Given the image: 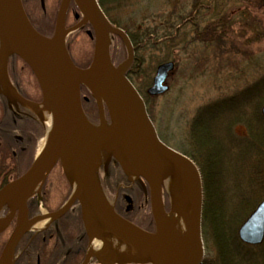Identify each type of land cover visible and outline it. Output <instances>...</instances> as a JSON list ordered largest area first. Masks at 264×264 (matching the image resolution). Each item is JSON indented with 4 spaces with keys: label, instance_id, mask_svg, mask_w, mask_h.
<instances>
[{
    "label": "water",
    "instance_id": "water-1",
    "mask_svg": "<svg viewBox=\"0 0 264 264\" xmlns=\"http://www.w3.org/2000/svg\"><path fill=\"white\" fill-rule=\"evenodd\" d=\"M70 1H60L54 32L46 35L30 22L21 0H0V83L5 91L11 93L12 90L6 71L7 56L16 53L34 72L43 102L53 90L60 94L51 128L30 166L0 188V211L4 205L9 209L6 215L0 216V232L15 218V225L0 253V264H15V250L20 238L29 230V222L39 217L29 218L28 200L40 191L57 161L71 186L76 182L77 187H73L70 197L59 209L43 216L52 221L78 201L89 243L94 239L99 241L102 249L96 255L109 259L103 264H200L204 255L200 171L190 157L162 141L148 115L143 97L127 77V70L134 59L129 35L111 23L98 0H73L79 9L75 13L79 21L66 28ZM86 23L92 27V31L87 33L94 41V51L90 64L80 67L68 52L65 39L68 33ZM112 34L120 37L127 53L125 59L117 64L113 63L109 50ZM47 59L52 63L50 67L45 66ZM173 68V61L157 66L153 83L148 88L151 95L168 89L164 82ZM82 85L97 103L98 125L93 124L83 110ZM261 113L264 116V104ZM130 136L136 142L138 168L129 165L127 149ZM103 157L106 160L113 157L125 174L142 178L144 193L149 196L154 231L124 217L108 201L96 173ZM169 177L175 180L179 190L171 197L169 210H166L163 188ZM36 186L39 190L34 191ZM172 214L191 215L189 239L196 245L194 258L189 241H182L172 223ZM238 235L250 244L263 240L264 196L240 225ZM113 239L128 245L133 253L118 250ZM89 258L87 253L85 262Z\"/></svg>",
    "mask_w": 264,
    "mask_h": 264
},
{
    "label": "rangeland",
    "instance_id": "rangeland-1",
    "mask_svg": "<svg viewBox=\"0 0 264 264\" xmlns=\"http://www.w3.org/2000/svg\"><path fill=\"white\" fill-rule=\"evenodd\" d=\"M27 1L29 11L38 26L44 28L49 23L54 24L58 0H46L45 11L38 0ZM105 7L112 19L142 40L143 46L136 50L135 57L138 60L132 81L146 98L150 117L166 143L194 155L201 164V155L193 150L191 144V140L197 137L192 127L198 112L212 104L216 107H224L226 104L227 109L230 104L234 105V109L221 113L219 127L228 130L236 142L241 137L243 141L246 140L247 136L253 134L252 129L255 131V141H258L256 133L264 129V121L260 120V109L264 104V0H118L115 4L107 1ZM241 19L245 21L246 29L240 30ZM215 20L219 21L214 26L219 37L202 40L203 34L200 33L208 22ZM70 24H73L72 15L67 19V25ZM86 29L68 36L67 44L73 55H80L92 44ZM111 50L115 62L126 55L120 39H115ZM170 60L174 61V68L169 71L164 82L168 89L161 94L149 95L147 88L153 81L157 66ZM225 135L226 133L221 136ZM211 140L214 142V139ZM215 141L220 142L219 137ZM225 141V154L229 156L225 162L232 160L234 164L229 163L232 169L242 171L240 183L233 177H228L227 193L233 192L234 185L252 186L249 204L243 203L237 210L243 212L242 219L240 216L238 220L242 222L263 197L264 173L260 180L255 176L247 177L244 174L246 164L242 166L237 157L239 153H243L240 148L246 145L241 147L239 141L237 148L227 140L224 143ZM42 142L43 138L39 140L37 149ZM249 144L254 146L250 141ZM261 151L264 158V145ZM164 188L169 200L179 190L171 177L165 180ZM45 189L53 206L67 197L69 185L58 167L46 180ZM111 189L113 186L106 190L111 202L119 200L120 204L126 205L124 194H130L134 199L131 217L141 226H151V216L146 214L147 206H144L145 213L142 214L139 210L144 199L142 193L129 188H122L120 191L118 188ZM246 194L247 189L244 188L240 196L245 199ZM224 203L227 204V212L233 211L229 204L233 203L232 200ZM44 209L42 204L41 210ZM211 210L214 209L211 207ZM206 231H202L204 258H211L216 253V229L211 224L207 233ZM7 233L0 234V249ZM255 250L261 252L256 259L263 264L264 238L255 246Z\"/></svg>",
    "mask_w": 264,
    "mask_h": 264
},
{
    "label": "trees",
    "instance_id": "trees-1",
    "mask_svg": "<svg viewBox=\"0 0 264 264\" xmlns=\"http://www.w3.org/2000/svg\"><path fill=\"white\" fill-rule=\"evenodd\" d=\"M107 1L111 2L112 4H115V2H118V0H99L100 5L108 15L107 9L105 7V3ZM108 17L112 23H114L119 27H122L129 34L133 42V45L135 47V50L143 46L142 40H140L136 36V34L135 35L132 34L127 28L121 26L117 21L112 19L109 15ZM244 22L245 21L241 19L240 30L246 29L244 27ZM216 23H219V21L215 20L214 22L207 23L204 31L200 33L203 34L202 40L214 39L215 37H219L218 32L215 30L216 27L214 28ZM221 23H223V21ZM35 26L41 32L48 34L52 32V27H53L52 23L47 24L44 28L38 26L36 23ZM76 32L78 31H74L73 33ZM221 33L222 35H224L223 32ZM114 44H115V40H111L110 48H112ZM70 53L73 59L75 60V62L79 66L85 67L89 65L93 55V41L92 44L89 46V49L80 53V55H73L71 50ZM124 57L125 55H123V58ZM136 57L134 59V63L132 67L129 70V72H131L133 75L134 73L136 74V72H134L135 68L137 67L136 61L138 60ZM82 95H83L82 105L86 115L91 121L97 122L98 110L95 100L92 98L90 92L85 87L82 88ZM85 97H87V99H85ZM145 101L147 103V100ZM224 110L225 108L223 106L216 107L213 104L204 107L203 110L201 109L198 112L193 122L192 131L196 133L197 137L195 136L196 139L191 140V144L193 146V150L195 149L197 152L200 153L201 164L197 162V159H195L194 155H191L190 153L185 151L183 152L188 156H190L196 162L202 176V186H203L202 231L205 232L207 230L206 231L207 233L208 228L211 226V224L214 227V230L216 229V233L214 234L216 253L211 258H204L201 264H261L258 263L256 259V256L261 252H257L255 250V246L242 243L238 238L237 228L240 225L239 223H241V221L239 222L238 220L240 219V216L243 214V212H238L237 210L239 206L242 207L243 203H245L246 205L249 204L248 198H250L249 195L252 186L245 185V187H241L234 185L232 187L233 192H231V194L227 193L226 185L229 180L228 177H233L237 183H240L242 171H238L236 170V168L232 169V167L229 164L230 162L234 164L232 160L225 162L226 159H229V156L228 154H225L226 141L224 143V140H227L228 143H230L231 145H236L239 141H241V147L246 145V147L244 148L239 147L241 149L240 151H242L243 153L242 154L239 153V156L237 157L240 159L242 166L246 164L247 168L246 167L244 168V174L247 177L255 176V178L260 180L264 173V158L262 157V151H261V148L264 145V129H261V131L256 133L258 137V141H255V131L254 129H252L253 134L247 136L246 140L243 141V137H241L242 139L236 142V140L232 137V135L229 133L228 130H222L219 127L220 126L219 116L221 115L222 112H224ZM260 120L264 121V118L262 117L260 118ZM225 133L226 135L222 137L221 135H224ZM217 137H219L220 142L215 141ZM211 139H214V142ZM249 141L252 142L253 143L252 145L254 146L251 147ZM128 178L129 177L124 175L121 170L120 171L114 170L112 171V179L109 182V185L107 186L105 182L104 186L102 183V186L106 190L110 189V186H113V189L115 190L117 188L120 189L123 186V184L128 182ZM244 188L247 189V194L245 196V199H243V196L242 197L240 196L241 193L244 192ZM32 198H36V195H34ZM230 200H232L233 202V203H229L233 211L230 210L229 212H227L228 210L225 209L227 204L224 202ZM145 205L147 206L146 214H149V216H151L150 208L148 207L149 204L144 199H143V204L139 208L140 212L142 214L146 212L144 211ZM211 207L214 209L213 211L211 210ZM234 207L236 208V210H234ZM130 213L128 215L129 219L133 220ZM78 218L79 221H81L80 215H78ZM150 223L151 226L147 227L144 225V227L153 228L152 217ZM262 260H264V257L262 258Z\"/></svg>",
    "mask_w": 264,
    "mask_h": 264
},
{
    "label": "flooded vegetation",
    "instance_id": "flooded-vegetation-1",
    "mask_svg": "<svg viewBox=\"0 0 264 264\" xmlns=\"http://www.w3.org/2000/svg\"><path fill=\"white\" fill-rule=\"evenodd\" d=\"M38 1L41 5V0ZM22 3L26 14L34 23L33 15L29 11V2L22 0ZM44 3L46 4V0ZM75 10L76 7H73L71 3L67 10L66 20L69 15L74 16ZM6 71L12 90L11 93L6 92L0 83V188L29 167L36 153L38 142L45 133V123L37 112L43 94L35 74L16 53H10L7 56ZM128 74L133 75L129 71ZM110 168L109 173L101 178L103 186L105 182L107 186L109 185L112 171H120L118 167L110 166ZM128 185L129 189H137L134 184H131L134 188ZM41 195L42 204L46 205L49 211L54 210L53 204L49 202L50 196L47 194L45 185L41 189ZM118 201H114L116 210L129 217L134 206L132 207L127 202L126 205L120 204ZM28 208L30 215L42 211L37 196L30 198ZM7 211L6 207L2 209V215H5ZM79 214V205L74 203L63 216L51 222L44 229L29 230L24 233L16 248L15 264H79L85 257L89 243L84 235L82 223L79 221ZM12 223L14 224V220ZM13 224L10 225L13 226ZM12 226L1 234L9 233ZM113 243L117 246L116 242ZM94 260L95 258H92L91 263ZM108 260L105 258V262Z\"/></svg>",
    "mask_w": 264,
    "mask_h": 264
},
{
    "label": "bare ground",
    "instance_id": "bare-ground-1",
    "mask_svg": "<svg viewBox=\"0 0 264 264\" xmlns=\"http://www.w3.org/2000/svg\"><path fill=\"white\" fill-rule=\"evenodd\" d=\"M23 8H24V6H23ZM24 11H25V9H24ZM30 22L33 24L34 27H36L35 26V22L33 23L31 20H30ZM115 39H120V37H118L117 35H113L112 34L110 40H115ZM93 51H94V47H93ZM51 64L52 63H51L50 59H47L46 62H45V66L50 67ZM83 87H85V86H83V85L81 86V93H82V88ZM90 94H91V92H90ZM59 98H60V94L58 93V91L53 90V92L46 99V101L43 102L39 108H37V112L44 119V122L46 123L48 130H50V128H51V125H52V122H53L54 111H55V108L57 106V102H58ZM224 105H225L224 108L227 111H230V110L234 109V105L233 104H230L228 106V109H227L226 104H224ZM219 107H220V105H219ZM155 128H156V126H155ZM156 131L158 132L157 128H156ZM135 149H137L136 142L133 139V137L130 136L129 141H128V149H127L128 158H129V165L131 167H133V168H135V167L138 168L139 167V162H138L136 154H135ZM73 187H74V189H76V187H77L76 182L73 183ZM35 190H39V186H36L34 191ZM202 191H203V186H202ZM44 206H45V209H44L45 213L52 211V210L49 211L46 205H44ZM29 218H31L30 213H29ZM170 219H171L172 223L177 227L178 232L180 234V238L182 239V241H184V242L189 241L190 250H191V256H192V258H194L196 256V251H197L196 250V245H195L193 240L190 241V239H189L190 228H191V215L188 214L186 216H177L175 214H172V215H170ZM46 220H47V217H44V216L37 217L34 220H31L29 222V227L32 228V229L38 230V229H40V228H42L44 226V223L46 222ZM80 220H81L80 222L84 226L82 216H81ZM14 225L15 224H13V226L11 225L12 226L11 230L13 229ZM101 249H102V247L100 245V242L96 241V240H93L91 242V244H90L89 249H88V254L92 255V254L99 253V252H101Z\"/></svg>",
    "mask_w": 264,
    "mask_h": 264
}]
</instances>
